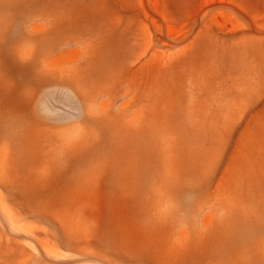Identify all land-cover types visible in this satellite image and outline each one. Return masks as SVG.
<instances>
[{
	"label": "rangeland",
	"instance_id": "1",
	"mask_svg": "<svg viewBox=\"0 0 264 264\" xmlns=\"http://www.w3.org/2000/svg\"><path fill=\"white\" fill-rule=\"evenodd\" d=\"M0 264H264V0H0Z\"/></svg>",
	"mask_w": 264,
	"mask_h": 264
}]
</instances>
